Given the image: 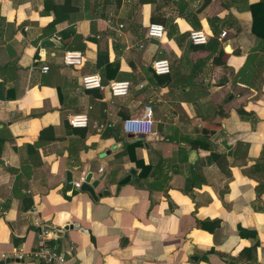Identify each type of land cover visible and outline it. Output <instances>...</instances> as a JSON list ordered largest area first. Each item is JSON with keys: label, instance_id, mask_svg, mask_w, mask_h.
<instances>
[{"label": "crops", "instance_id": "1", "mask_svg": "<svg viewBox=\"0 0 264 264\" xmlns=\"http://www.w3.org/2000/svg\"><path fill=\"white\" fill-rule=\"evenodd\" d=\"M257 1L152 0L137 22L123 0L106 20L94 17L98 0H78L51 27L41 0H0V256L36 247L35 210L65 264H264V52L248 10ZM153 14L165 20L159 41L145 35ZM211 25H222L223 64L203 62L191 89L158 87L152 62L182 72L178 36L203 30L209 41ZM48 38L61 48H42ZM65 50L80 52L81 64L64 65ZM111 62L118 72L105 85L128 81L127 96L82 88ZM145 106L152 135L125 134L123 121ZM76 114L86 127L68 124ZM132 142L151 167L143 179L124 154ZM131 169L138 182L119 185ZM87 176L102 177L96 200L73 186ZM65 226L60 238L50 231Z\"/></svg>", "mask_w": 264, "mask_h": 264}, {"label": "trees", "instance_id": "2", "mask_svg": "<svg viewBox=\"0 0 264 264\" xmlns=\"http://www.w3.org/2000/svg\"><path fill=\"white\" fill-rule=\"evenodd\" d=\"M78 0H64L63 4H56L55 0H41L43 5V11L47 14H50L54 19L51 23V27L55 26L64 19V12L75 11V5ZM140 5L150 4L152 0H138ZM122 0H102L101 6L99 4L96 6V12L94 17L102 20L108 19L107 16V8L113 7L115 10H118L121 7ZM248 10L251 13L252 23H251V32L255 36L256 41L259 43L257 45V50L264 52V0H258L255 3H252L248 6ZM150 23H161L164 24L165 20L160 15H151ZM220 25L212 26L211 32L213 37L209 39L207 44L205 45H193L188 39V34H180L178 36L179 41L177 45L183 49V57L179 61L180 70H174L170 67L171 71L169 74L165 75H154L155 84L158 87H167V86H176L183 88H192L195 86L193 82L194 76L192 75L195 71L201 66V64L209 59L213 60V65L223 64L220 55H221V45L218 42V32L220 31ZM168 36L171 37V34L168 32ZM84 43H90L94 45L100 44L95 38L88 36L83 38ZM97 52L100 54V50ZM198 53H206L204 60L201 58H195V55ZM101 76V82L105 85L104 79H113L114 74L118 72V65L116 62H111L104 67L99 69ZM242 74L239 73V75ZM103 79V80H102ZM241 83V82H239ZM2 86V84H0ZM98 92L97 98H101V93L97 89H93ZM239 115L247 116L248 113L244 112L241 108L237 110ZM250 114V113H249ZM113 131H108L107 134L112 135ZM116 140H118V135L113 136ZM140 142H132L127 143L125 146V152L130 160L133 163L135 169H138L140 172L138 177L143 179L146 177V174L150 171L151 167L144 165L143 161L135 159L134 151L136 148L140 147ZM190 146L194 149L197 148H205L206 145L200 142H192Z\"/></svg>", "mask_w": 264, "mask_h": 264}, {"label": "built area", "instance_id": "3", "mask_svg": "<svg viewBox=\"0 0 264 264\" xmlns=\"http://www.w3.org/2000/svg\"><path fill=\"white\" fill-rule=\"evenodd\" d=\"M89 1V0H86ZM101 2L102 0H98ZM110 17L113 14L110 13ZM122 28V25H119ZM145 35L152 40H161L164 35V28L159 23H149L146 27ZM224 33H221L223 36ZM59 41V38H56ZM188 40L193 45H205L208 42V36L203 30L190 31L188 33ZM62 62L67 66H79L81 64V53L73 50H65L62 55ZM151 69L154 75H165L170 72V65L166 59L155 60L151 64ZM41 71L46 73L48 71L47 66H43ZM81 86L84 90L97 89L100 92L107 91L112 97H125L129 93L130 83L128 81H111L104 85L101 82V78L98 74H89L81 78ZM152 123V109L150 106H145L143 114L140 118H130L123 121L122 131L127 135L139 136L152 135L151 131ZM68 124L72 127L84 128L88 124L86 115L76 114L68 117ZM135 124V128H129L130 125ZM148 124L149 126H144ZM102 169H100V172ZM85 178L82 177L79 181L74 182L73 186L79 189L82 181ZM33 216V225L37 228L36 240L37 244L33 250H25L23 247H19L11 253L1 254V260L3 261H26L32 260L41 264H65L66 260L63 255L58 253L55 248L49 244V233L44 227L43 220L37 215L35 210L31 211Z\"/></svg>", "mask_w": 264, "mask_h": 264}, {"label": "water", "instance_id": "4", "mask_svg": "<svg viewBox=\"0 0 264 264\" xmlns=\"http://www.w3.org/2000/svg\"><path fill=\"white\" fill-rule=\"evenodd\" d=\"M41 46H42V48H44V49H46V48H61V44H60L56 39H52V38H48V39L43 40L42 43H41ZM143 138H146V140H152V139H153L151 136L143 137ZM135 175H136L135 170H132V169H131V170L128 172L127 176H126L123 180H121V181L119 182V185H123V184L129 182L133 177H135ZM101 179H102V177H100V178L97 180V182L100 181ZM134 181H135V182H138V178L135 177V178H134ZM97 182H93V183H91V182H90V176H87V177L84 179V181L82 182V184H81L79 190H80L81 192L88 193V194H89L94 200H96L97 197H98V195L95 194L94 189H95V187L97 186ZM68 228L70 229L71 226H68V227L65 226L64 228H56V229L50 228V231H52L53 234H54L57 238H60V237H61V233H62L63 231H65V230H67ZM6 262H13V261H8V260H6L5 263H6ZM15 262H17V261H15ZM19 262L22 263L21 261H19ZM23 262L29 263V262H33V261H32V260H26V261H23ZM38 264H41V263H38Z\"/></svg>", "mask_w": 264, "mask_h": 264}, {"label": "rangeland", "instance_id": "5", "mask_svg": "<svg viewBox=\"0 0 264 264\" xmlns=\"http://www.w3.org/2000/svg\"><path fill=\"white\" fill-rule=\"evenodd\" d=\"M101 2H99V7L101 6ZM123 8L127 10V12H129L130 10L132 11V16L134 18V20H136L137 22H140L143 20V17L147 16V13H145L144 11H141V7L140 4L138 2V0H123ZM161 5H164V1H161ZM123 9V10H124ZM147 9V8H146ZM111 11L113 14L115 13V9L111 6L107 8V11ZM157 7L155 9V11H157ZM115 15V14H114ZM109 17H110V13H109ZM232 96V94H230L226 100H229L230 97Z\"/></svg>", "mask_w": 264, "mask_h": 264}, {"label": "bare ground", "instance_id": "6", "mask_svg": "<svg viewBox=\"0 0 264 264\" xmlns=\"http://www.w3.org/2000/svg\"><path fill=\"white\" fill-rule=\"evenodd\" d=\"M129 128H131V129L135 128V124H133V125H130V127H129Z\"/></svg>", "mask_w": 264, "mask_h": 264}]
</instances>
